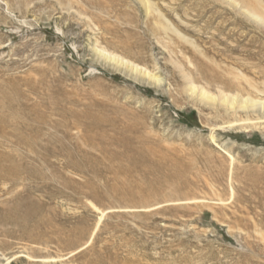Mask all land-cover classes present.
Returning <instances> with one entry per match:
<instances>
[{
	"label": "rangeland",
	"instance_id": "374dc122",
	"mask_svg": "<svg viewBox=\"0 0 264 264\" xmlns=\"http://www.w3.org/2000/svg\"><path fill=\"white\" fill-rule=\"evenodd\" d=\"M149 1L0 0V264H264V113L190 90L264 100V24Z\"/></svg>",
	"mask_w": 264,
	"mask_h": 264
},
{
	"label": "bare ground",
	"instance_id": "6f19581e",
	"mask_svg": "<svg viewBox=\"0 0 264 264\" xmlns=\"http://www.w3.org/2000/svg\"><path fill=\"white\" fill-rule=\"evenodd\" d=\"M230 1L234 4L240 5L241 10L244 13H246L249 17H252L253 19L264 24V8L262 7L261 4L256 8L253 7L252 5H247V3L243 0H230ZM142 2L148 14L155 12L153 4H151L149 0H142ZM256 2H259V0H256ZM159 18L161 19V16H159ZM160 24L163 26L161 21ZM94 51L98 54V56L104 58L106 61L113 64L114 66L119 67L121 70L125 69V71L130 72L132 74H136L138 77L144 80L148 79V82L150 81L154 84L160 85L163 82V79L160 76L138 65H135L130 61L123 59L115 54H112L106 50H101L99 48H95ZM190 90L192 91V93L198 94V96H200L202 99L208 101H215L219 99L224 105H228L232 110L234 109L252 110L254 112L261 111L262 113H264V100L254 99L250 96L242 97L241 95L224 94L220 96H215V95H210L205 90L199 91L196 87H191ZM0 174H1V170H0Z\"/></svg>",
	"mask_w": 264,
	"mask_h": 264
}]
</instances>
